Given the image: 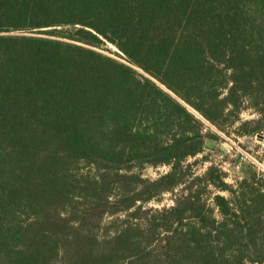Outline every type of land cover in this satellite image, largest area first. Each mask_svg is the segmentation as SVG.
I'll use <instances>...</instances> for the list:
<instances>
[{"label": "trees", "instance_id": "trees-1", "mask_svg": "<svg viewBox=\"0 0 264 264\" xmlns=\"http://www.w3.org/2000/svg\"><path fill=\"white\" fill-rule=\"evenodd\" d=\"M204 122L264 134V0H0V264H264Z\"/></svg>", "mask_w": 264, "mask_h": 264}, {"label": "rangeland", "instance_id": "rangeland-1", "mask_svg": "<svg viewBox=\"0 0 264 264\" xmlns=\"http://www.w3.org/2000/svg\"><path fill=\"white\" fill-rule=\"evenodd\" d=\"M114 50V49H112ZM107 54V52H104ZM110 55V54H109ZM255 116L249 113L242 115L243 120L253 119ZM219 139L216 142L218 145H224L227 150L226 159L219 154L216 149L211 155L208 156V163L219 166L227 174L226 182L230 185L235 184L237 180H240L243 174L250 169H256L264 173V134L259 137H244L237 138L234 134L227 135L221 133L216 129L214 132ZM210 153V152H209ZM200 158V157H198ZM199 169V173L205 170V167ZM167 171V168L151 169L148 168L143 172L144 177L154 179L159 174H163ZM172 204L171 197L165 195L162 200L157 203L153 202L148 204L149 208L160 209L162 207H168Z\"/></svg>", "mask_w": 264, "mask_h": 264}, {"label": "water", "instance_id": "water-1", "mask_svg": "<svg viewBox=\"0 0 264 264\" xmlns=\"http://www.w3.org/2000/svg\"><path fill=\"white\" fill-rule=\"evenodd\" d=\"M259 138H262V137L260 136ZM203 149H204V151L210 152V153H213L216 149H218L223 154L227 153V150L224 147V145H218L215 142H211V141H206Z\"/></svg>", "mask_w": 264, "mask_h": 264}, {"label": "built area", "instance_id": "built-area-1", "mask_svg": "<svg viewBox=\"0 0 264 264\" xmlns=\"http://www.w3.org/2000/svg\"><path fill=\"white\" fill-rule=\"evenodd\" d=\"M205 126H207L212 132H216V129L212 126H210L209 124H207L206 122H204ZM206 131V130H204Z\"/></svg>", "mask_w": 264, "mask_h": 264}]
</instances>
